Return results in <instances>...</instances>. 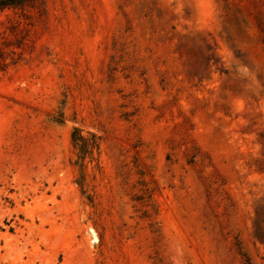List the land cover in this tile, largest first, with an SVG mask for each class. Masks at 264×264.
I'll return each instance as SVG.
<instances>
[{
	"label": "rangeland",
	"instance_id": "rangeland-1",
	"mask_svg": "<svg viewBox=\"0 0 264 264\" xmlns=\"http://www.w3.org/2000/svg\"><path fill=\"white\" fill-rule=\"evenodd\" d=\"M43 3L0 11V264H264V0Z\"/></svg>",
	"mask_w": 264,
	"mask_h": 264
},
{
	"label": "trees",
	"instance_id": "trees-1",
	"mask_svg": "<svg viewBox=\"0 0 264 264\" xmlns=\"http://www.w3.org/2000/svg\"><path fill=\"white\" fill-rule=\"evenodd\" d=\"M43 0H0V11L4 9H24L25 7H29L31 9L36 10L38 17L44 14V5ZM71 141L74 146H79L82 156L79 157L81 161L83 155L88 154L87 151H83L86 148V140L80 135L78 129L74 128L71 134ZM94 148H97V145H94ZM80 166H82L80 164Z\"/></svg>",
	"mask_w": 264,
	"mask_h": 264
}]
</instances>
